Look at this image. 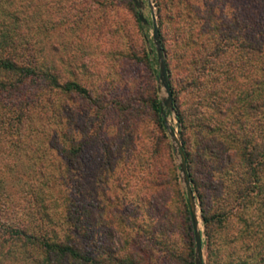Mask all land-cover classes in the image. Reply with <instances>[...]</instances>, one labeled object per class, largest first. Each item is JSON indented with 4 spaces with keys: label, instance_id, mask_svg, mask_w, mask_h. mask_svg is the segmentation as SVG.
<instances>
[{
    "label": "trees",
    "instance_id": "trees-1",
    "mask_svg": "<svg viewBox=\"0 0 264 264\" xmlns=\"http://www.w3.org/2000/svg\"><path fill=\"white\" fill-rule=\"evenodd\" d=\"M58 1L78 4L84 15L116 0ZM155 4L166 28L167 46L158 30L157 36L208 264H264V0ZM36 5L45 6L0 0V158L15 163L0 168V257L13 264H194L186 190L166 137L167 111L151 88L149 56L142 50L135 58L144 75L132 92L117 96L103 88L92 98L80 83L59 78L55 58L40 59L41 26L55 23L40 15L28 36ZM90 23L83 17L76 28L84 32ZM62 121L63 144L53 131L47 140L55 174L37 156L31 162L37 179L14 195L11 172L24 132ZM30 151L25 157L36 150Z\"/></svg>",
    "mask_w": 264,
    "mask_h": 264
},
{
    "label": "rangeland",
    "instance_id": "rangeland-1",
    "mask_svg": "<svg viewBox=\"0 0 264 264\" xmlns=\"http://www.w3.org/2000/svg\"><path fill=\"white\" fill-rule=\"evenodd\" d=\"M41 3L45 4L41 9L38 7L39 5L30 8V19L26 34L29 36V27L32 25L33 20H37L40 15L45 23L51 19L54 20L55 24H52V26L48 24L41 26L39 40L36 44L41 51L40 59H44L47 55L55 58L59 78L80 83L82 87L88 90V93L92 94V98L98 93L97 89L103 88L106 89V93L117 96L125 95L126 90H128V93L132 92L134 85L141 83L144 75L138 68L135 58L141 56L142 50H145L149 56V61H151L150 71H147L150 74L152 73L151 88L154 95L159 98L163 109L167 111L165 115L166 137L173 149L175 163L179 167L180 156L176 141L180 142V140L172 109L164 104L166 94L159 79V62L152 38V22L154 21L164 46L168 44L166 28L161 23L155 0H116L110 5H103L104 8L99 7L98 12L84 13V15L78 12V4L76 3L75 5L69 2L65 4L66 2L58 0H41ZM83 17L89 19L91 23L86 31L80 32V29L76 26L78 20H82ZM136 18L139 19V22H136ZM110 24H112V28ZM139 25H142L143 28L140 29ZM109 28L112 29V33L108 37L106 30ZM141 39H145L144 49L141 45ZM125 56L129 60H126ZM102 83H104L103 87L101 86ZM73 96L75 97L74 100L79 103L81 96L77 94ZM83 101L88 106L90 105L85 98H83ZM91 113L92 110L88 113V117H91ZM81 122L82 111L76 104L73 113L74 143L79 142L77 130L80 128ZM64 124L65 122L62 121L55 126L46 127L43 123H38L31 132H24L26 139L17 151L18 160L22 164L17 161L15 167H18L13 168L11 172L15 177V182L10 184V190L14 195L19 187L22 188V185L26 186L28 183L30 185L33 180L37 179V174H35V172L37 173V167L31 164L37 156H40V161L44 163L42 167L45 168V172L51 175L55 174L50 170L49 164L56 160V156L55 152L49 149L47 140L50 137V131H53V133L58 134L56 142L59 145L63 144L60 132L64 131ZM170 132L173 133V137L169 135ZM10 138L12 141L14 140V137ZM29 141L32 143L31 146L28 144ZM32 149L36 150L34 155L25 157L27 154H31L30 150ZM13 160L14 158H11V156L6 161L0 158V168H2L4 162L9 165L15 164ZM88 171L91 172L87 169ZM0 173H3L1 169ZM178 173L184 186L180 170H178ZM18 202H22V199H19ZM193 209L196 222H198L196 228L202 243L204 240L203 225L195 197ZM201 247L202 264H208L209 260L205 246L201 245ZM11 262L6 257H0V264H13Z\"/></svg>",
    "mask_w": 264,
    "mask_h": 264
},
{
    "label": "water",
    "instance_id": "water-1",
    "mask_svg": "<svg viewBox=\"0 0 264 264\" xmlns=\"http://www.w3.org/2000/svg\"><path fill=\"white\" fill-rule=\"evenodd\" d=\"M152 38L154 40L155 46H156V57L159 62V79L162 83V86L164 88L165 94H166V101L164 104L169 108L172 109L171 106V95L167 86V81H166V73H165V65H164V60L162 57L161 49L159 46V40L157 36V28L154 23L152 22ZM169 135L173 137V133L170 132ZM175 140V138H174ZM177 147L179 149V156H180V164H179V170L182 175V180L183 184L186 190V196L189 204V209H190V218H191V223H192V229H193V238H194V264H202V247H201V238L197 230V222L195 219V212L193 209V201H194V195L191 191L189 181L186 176V171H185V162L183 158V154L181 152V147H180V142H177Z\"/></svg>",
    "mask_w": 264,
    "mask_h": 264
},
{
    "label": "bare ground",
    "instance_id": "bare-ground-1",
    "mask_svg": "<svg viewBox=\"0 0 264 264\" xmlns=\"http://www.w3.org/2000/svg\"><path fill=\"white\" fill-rule=\"evenodd\" d=\"M198 223V222H197Z\"/></svg>",
    "mask_w": 264,
    "mask_h": 264
}]
</instances>
